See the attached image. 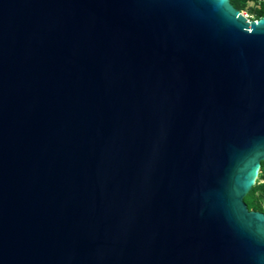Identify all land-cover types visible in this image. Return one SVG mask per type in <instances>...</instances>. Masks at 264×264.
Instances as JSON below:
<instances>
[{
	"label": "water",
	"instance_id": "obj_1",
	"mask_svg": "<svg viewBox=\"0 0 264 264\" xmlns=\"http://www.w3.org/2000/svg\"><path fill=\"white\" fill-rule=\"evenodd\" d=\"M262 161L264 16L0 0V264H264Z\"/></svg>",
	"mask_w": 264,
	"mask_h": 264
},
{
	"label": "trees",
	"instance_id": "obj_2",
	"mask_svg": "<svg viewBox=\"0 0 264 264\" xmlns=\"http://www.w3.org/2000/svg\"><path fill=\"white\" fill-rule=\"evenodd\" d=\"M230 2L240 11H249L252 19L264 16V0H230ZM245 201L249 209L264 212V161L261 163L256 183L245 196Z\"/></svg>",
	"mask_w": 264,
	"mask_h": 264
},
{
	"label": "rangeland",
	"instance_id": "obj_3",
	"mask_svg": "<svg viewBox=\"0 0 264 264\" xmlns=\"http://www.w3.org/2000/svg\"><path fill=\"white\" fill-rule=\"evenodd\" d=\"M245 15H247L248 17H250L249 11H243Z\"/></svg>",
	"mask_w": 264,
	"mask_h": 264
},
{
	"label": "snow or ice",
	"instance_id": "obj_4",
	"mask_svg": "<svg viewBox=\"0 0 264 264\" xmlns=\"http://www.w3.org/2000/svg\"><path fill=\"white\" fill-rule=\"evenodd\" d=\"M259 23V22H258ZM252 29L251 28H249V31H251Z\"/></svg>",
	"mask_w": 264,
	"mask_h": 264
}]
</instances>
